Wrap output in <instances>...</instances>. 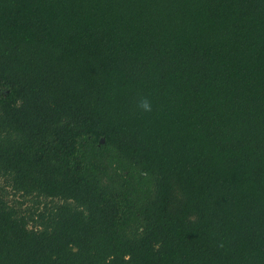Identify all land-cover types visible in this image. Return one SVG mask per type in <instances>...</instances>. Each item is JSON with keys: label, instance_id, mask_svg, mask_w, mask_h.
Here are the masks:
<instances>
[{"label": "trees", "instance_id": "trees-1", "mask_svg": "<svg viewBox=\"0 0 264 264\" xmlns=\"http://www.w3.org/2000/svg\"><path fill=\"white\" fill-rule=\"evenodd\" d=\"M0 264H264V0H0Z\"/></svg>", "mask_w": 264, "mask_h": 264}, {"label": "clouds", "instance_id": "clouds-1", "mask_svg": "<svg viewBox=\"0 0 264 264\" xmlns=\"http://www.w3.org/2000/svg\"><path fill=\"white\" fill-rule=\"evenodd\" d=\"M138 106L145 112L151 111V103L147 98L141 99Z\"/></svg>", "mask_w": 264, "mask_h": 264}, {"label": "rangeland", "instance_id": "rangeland-1", "mask_svg": "<svg viewBox=\"0 0 264 264\" xmlns=\"http://www.w3.org/2000/svg\"><path fill=\"white\" fill-rule=\"evenodd\" d=\"M9 193H11V192H9ZM8 199L10 200V201H18V200H22L23 198L22 197H18V196H13V195H8ZM30 200L29 199H24V202H23V204H22V207L24 208L26 205H28V204H30L31 202H29Z\"/></svg>", "mask_w": 264, "mask_h": 264}]
</instances>
